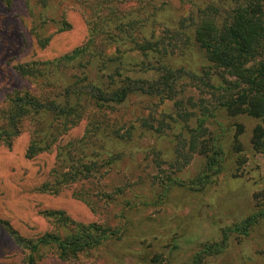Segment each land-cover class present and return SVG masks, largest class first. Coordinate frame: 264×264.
<instances>
[{
    "label": "rangeland",
    "instance_id": "rangeland-1",
    "mask_svg": "<svg viewBox=\"0 0 264 264\" xmlns=\"http://www.w3.org/2000/svg\"><path fill=\"white\" fill-rule=\"evenodd\" d=\"M115 1L122 5L121 18L131 14L138 21L139 39L167 42L181 21L185 20V26L192 24L189 7L178 0ZM147 1L155 6L157 13L151 8L142 9ZM192 1L202 11L215 6L218 17L223 19L246 0ZM38 3L37 0H0V117L10 109L16 93L29 91L36 97L57 98L64 84L73 83L78 75L74 69L62 70L59 79L44 88L18 75L17 68L57 60L87 42L89 11L83 2L47 0L45 8ZM42 13L48 19L41 34L49 38L45 45L37 43L34 35L39 30ZM63 17L70 28L60 32L58 27ZM173 39L177 46L181 44L180 39ZM105 55L113 60L120 56L112 46L105 48ZM122 56L126 64L137 66V70H119L106 60L108 67L103 72L108 77L106 82L109 77L116 81L121 77L145 82L159 77L157 72L141 68L145 59L140 52ZM171 57L176 60L173 68L207 75L215 87L222 80L228 88L234 83L223 71L206 67L200 59H184L176 53ZM183 82L172 101L131 98L129 106L115 115L92 117L94 126L87 128L85 118L60 137L48 152L31 157L26 154L33 130L43 128L38 119L33 121L36 125L30 120L23 122L17 137L0 142V222L8 223L26 239H37L47 233L62 237L92 225L115 232L100 247L67 261L44 252L41 264H183L195 255L198 244L218 241L220 229L264 209V155L251 143L254 130L264 129V122L222 110L219 105L232 92L225 95L200 83ZM198 119H206L202 124L206 131L203 142L218 138L225 146L226 155L218 176L208 186L190 190V183L205 172V154L195 153L189 161H183L177 159L175 151L188 141L187 128L198 127ZM160 126L163 131L158 132ZM87 129L91 134L85 136ZM100 134L104 139H99ZM117 136L125 142L116 140ZM100 144L103 153L122 150L132 153L136 147L139 150L107 172L66 184L63 176L73 168V157L68 153L61 162L57 159L59 152L76 151L84 156L86 166H90L91 153ZM172 181H182L188 189L172 185ZM166 188H169L167 195L159 200ZM50 214L55 217L47 218ZM176 241L182 248L170 260L167 254ZM244 253L248 257L246 262ZM26 260L27 254L0 225V264H26ZM209 264H264V226L251 231L244 240L232 236L229 249Z\"/></svg>",
    "mask_w": 264,
    "mask_h": 264
},
{
    "label": "trees",
    "instance_id": "trees-1",
    "mask_svg": "<svg viewBox=\"0 0 264 264\" xmlns=\"http://www.w3.org/2000/svg\"><path fill=\"white\" fill-rule=\"evenodd\" d=\"M37 1L39 5L46 7L47 0ZM79 2H83L89 11L86 17V44L57 60L40 64L42 66L28 64L17 68L22 79L40 88L50 86L54 79H59L62 70H77L75 81L71 84L65 83L57 98L36 97L29 91L16 93L11 100L10 109L0 117V142L17 137L23 122L30 120L32 125H36L33 121L38 119L43 128L33 130L26 154L31 157L48 152L60 137L85 118L88 119L87 128L94 126L96 122L92 117L115 115L129 106L131 98L136 101L137 98H155L159 102L172 101L177 96L179 84L184 83L183 81L191 85L200 83L207 89L221 90L225 95L232 92V95L225 99V103L219 105L222 110H230L233 116L245 114L264 122V0H246L233 8L231 14L223 19L218 17L219 12L215 6H207L202 11L192 0H178L181 5L189 7L192 24L185 26V20L181 21L179 27L173 29V34L167 37V42L164 39L160 41L139 39L138 21L134 20L131 14L121 18L120 13L124 11L122 5L115 0ZM149 3L150 1H147L143 4L142 9L151 8L154 14L157 13L155 6ZM47 22V14L42 13L39 30H35L34 34L37 43L43 45L49 41V38L41 35ZM69 28L63 17L58 30L64 32ZM171 37L180 39L181 44L177 46ZM110 46L115 47L118 55L120 54L115 60L106 58L105 48ZM129 52H140L145 59L141 68L157 72L159 77L153 82L131 81L127 78L122 80L121 77L116 81L109 77V82H106L108 77L103 76L108 67L106 60L117 65L119 70L129 72L137 70V66H129L123 59L122 55ZM173 53L184 59H200L201 63L205 62L206 67L223 71L234 80V83L228 88L226 81L222 80L215 87L209 83L211 79L207 75L203 77L185 68H173L176 62L171 60ZM204 121L206 119H198V127L187 128L188 141L175 151L177 159L183 161H189L195 153L205 154V172L197 181L190 183L192 184L189 186L190 190L208 186L209 181L218 176L226 155L225 146L218 138L203 142L206 132L202 125ZM148 129L153 130L152 127ZM161 131L162 126L158 128V132ZM90 134V129H87L85 136ZM117 137L116 140L125 142L121 136ZM99 139H104L102 134L99 135ZM251 143L255 150L264 155V129L258 127L254 130ZM102 148V144L94 148L92 158L89 160L90 166H86L84 156H79L76 151L67 153L60 151L57 159L61 162L66 159L65 155L68 153L73 157L71 160L73 168L63 176L67 181L65 183H74L91 177L89 175L107 172L121 160L137 154L139 150L136 147L132 153L129 150L103 153ZM171 184L188 189L182 181H172ZM168 191L169 188H166L159 200L164 198ZM54 215L50 214L47 218L52 219ZM58 215L62 216V213ZM58 220L62 221L61 218ZM0 225L13 243L27 254L26 264H41L44 252L53 253L59 260L67 261L84 251L100 247L115 235V232L107 228L92 225L86 229L79 228L62 237L56 233H47L37 239H26L8 223L0 222ZM259 226H264L263 208L253 211L251 215L229 227L220 229L218 241L198 244L195 255L183 264H209L211 260L229 249L232 236L244 240ZM180 245L179 241L173 243L167 254L170 260L181 250ZM243 256L246 262L248 257L245 253Z\"/></svg>",
    "mask_w": 264,
    "mask_h": 264
}]
</instances>
